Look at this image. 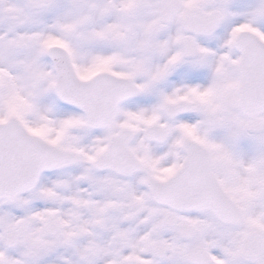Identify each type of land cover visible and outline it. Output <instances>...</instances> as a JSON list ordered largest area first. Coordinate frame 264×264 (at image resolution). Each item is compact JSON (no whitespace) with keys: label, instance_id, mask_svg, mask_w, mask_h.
<instances>
[{"label":"snow or ice","instance_id":"snow-or-ice-1","mask_svg":"<svg viewBox=\"0 0 264 264\" xmlns=\"http://www.w3.org/2000/svg\"><path fill=\"white\" fill-rule=\"evenodd\" d=\"M0 264H264V0H0Z\"/></svg>","mask_w":264,"mask_h":264}]
</instances>
